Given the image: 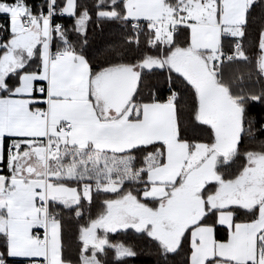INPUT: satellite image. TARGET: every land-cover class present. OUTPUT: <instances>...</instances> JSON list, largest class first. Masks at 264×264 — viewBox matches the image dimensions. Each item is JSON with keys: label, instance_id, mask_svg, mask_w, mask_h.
Returning a JSON list of instances; mask_svg holds the SVG:
<instances>
[{"label": "snow or ice", "instance_id": "6c2138e0", "mask_svg": "<svg viewBox=\"0 0 264 264\" xmlns=\"http://www.w3.org/2000/svg\"><path fill=\"white\" fill-rule=\"evenodd\" d=\"M129 232L264 264V0H0V264H129Z\"/></svg>", "mask_w": 264, "mask_h": 264}, {"label": "trees", "instance_id": "16d2710c", "mask_svg": "<svg viewBox=\"0 0 264 264\" xmlns=\"http://www.w3.org/2000/svg\"><path fill=\"white\" fill-rule=\"evenodd\" d=\"M104 39V36H97V40ZM114 239H123V240H136L138 245V250L141 252V254L134 259L129 260V264H153L154 258L148 254V252L145 250L146 245L143 241L138 240L131 232H129L127 235H118L113 237Z\"/></svg>", "mask_w": 264, "mask_h": 264}]
</instances>
